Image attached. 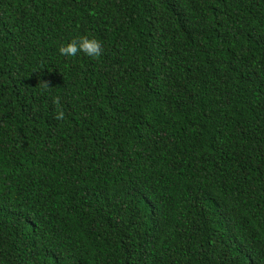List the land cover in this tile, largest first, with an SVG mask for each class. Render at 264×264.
I'll return each instance as SVG.
<instances>
[{"label": "trees", "instance_id": "16d2710c", "mask_svg": "<svg viewBox=\"0 0 264 264\" xmlns=\"http://www.w3.org/2000/svg\"><path fill=\"white\" fill-rule=\"evenodd\" d=\"M0 264H264V0H0Z\"/></svg>", "mask_w": 264, "mask_h": 264}, {"label": "clouds", "instance_id": "9594fccd", "mask_svg": "<svg viewBox=\"0 0 264 264\" xmlns=\"http://www.w3.org/2000/svg\"><path fill=\"white\" fill-rule=\"evenodd\" d=\"M104 51L101 40L90 34H79L73 36L69 41L62 42L58 47V52L64 57H75L79 53L92 58H98ZM44 82V81H43ZM45 87H50L44 82ZM57 101L59 97L56 98ZM63 111H57L56 119L60 120L64 118Z\"/></svg>", "mask_w": 264, "mask_h": 264}]
</instances>
